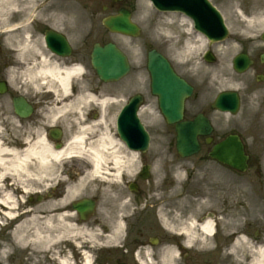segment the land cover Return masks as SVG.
Here are the masks:
<instances>
[{"label": "flooded vegetation", "instance_id": "af4514ba", "mask_svg": "<svg viewBox=\"0 0 264 264\" xmlns=\"http://www.w3.org/2000/svg\"><path fill=\"white\" fill-rule=\"evenodd\" d=\"M48 2L52 12L47 22L27 23L28 38L18 33L13 38L0 39V173L8 169L0 184L10 190L18 205L21 191H32L21 208L30 212L27 219H35L32 232L51 239L48 244L32 248L37 258L43 259L38 260L39 264H58L55 260L65 264L157 263L169 243H173L176 264H257L258 252L264 249V63L261 62L264 51L254 60L252 79L236 82L242 85L238 94L241 111H246L244 124L230 128L233 116L226 115L228 128L224 135L238 134L245 144L249 156L245 172L227 166H192L185 170L186 181L166 188L164 182L152 183V175L148 180L143 179L144 167L138 166L134 177L120 174L110 183H85L86 188L69 200L66 185L61 192H44L54 184L46 182L35 153L42 149L43 143L51 148L63 147L69 136L77 132L71 123L99 120L101 105L95 104L98 113L94 114L93 103L80 104L86 108L79 112L80 118L71 114L70 109L54 116L58 103L50 74L44 73V60L49 64L56 62L63 69L80 70V80L72 82L73 97L86 82L91 92L103 96L106 87L95 81L97 77L91 66L94 46L109 43L110 34L101 28V14L114 15L122 9L133 11L134 2ZM211 2L221 8L216 3L218 0ZM47 31L59 36L50 46ZM177 74L194 88L192 97L185 102L184 120H193L198 115L209 118L215 113L208 92L199 89L190 76L178 69ZM121 85L111 86L112 103L104 113L107 117L104 121L111 117L109 124L113 125L114 133L122 108L116 103L122 94L118 91ZM127 86L124 89L127 96L123 99L134 95L143 98L144 105L139 112L143 125L147 128L149 124L156 125L160 133L158 140L173 145L175 126H169L161 116L159 100L149 103V75L140 78L139 72H134ZM54 131H62L59 141L55 142ZM201 148L199 159L209 160L204 138ZM28 152L29 167L25 166L24 173L17 176L12 170L22 165ZM141 160L142 164L149 165L148 153L141 154ZM84 200L93 209H87V216L82 218L76 204ZM165 207L176 216L174 236L166 237L157 218ZM151 212H155V220H150ZM21 214L17 216L26 218V214ZM15 229L9 227L5 233L10 237Z\"/></svg>", "mask_w": 264, "mask_h": 264}, {"label": "rangeland", "instance_id": "374dc122", "mask_svg": "<svg viewBox=\"0 0 264 264\" xmlns=\"http://www.w3.org/2000/svg\"><path fill=\"white\" fill-rule=\"evenodd\" d=\"M44 1L45 4L42 3ZM218 1L219 2L216 3L221 6V9L225 16L226 24L230 31V36L226 41L221 42L220 45L211 48L212 52L217 58V61L213 64H210L204 60V54L208 47L201 46L198 43V48L192 56L182 58L181 53L183 52L187 39H191L192 41L197 40L196 35L192 33L190 23L178 20L179 18H177V13L158 12L152 7L148 0H137L136 2L137 6L134 19L142 27L141 36L137 39H129L122 36L112 35L110 38L114 40L115 43H117L119 47H121L127 53L131 60L133 70L145 71L147 65V55L150 50L156 49L171 61L176 70L178 68L182 73H184L188 77L190 76L199 87V89L207 91L209 96L213 98L219 91L230 89L233 84H236V82H239L241 80L239 79L240 77H237L234 74L232 61L235 56L240 54L243 50H248V53L253 56L257 53V51L261 50V47L258 46L256 40L259 39L260 34L264 31V23H254L253 26L249 28L247 26V23H245L243 19H251L256 16L264 17V0ZM50 3L51 2H49V4ZM48 8L49 5L46 0H33V4L30 8V13L33 15L35 14V17L38 18V20H44L46 17H49L50 13L52 12ZM171 24L176 30L175 32L171 31L172 35L174 37H177V47L175 48H173L171 43L164 37V33L166 31L164 29L166 28V26H169ZM3 37V35H0V39ZM228 48L231 49L229 53H227ZM248 76L249 73L246 74L244 79L248 78ZM127 82L128 80L121 86H118V91L122 93L119 94V98L127 96L126 91H124V89L128 88ZM110 86L111 85H108V88ZM149 99L150 104L154 102L151 98ZM109 108L110 107H108V105L104 108V110L106 109L105 113L108 112ZM245 112L246 111L244 110L243 114L239 116L238 120L237 118L234 119L232 123L229 124V127L233 128L236 125L240 126L244 124V122L242 121L243 118H245ZM93 113H98V110L93 111ZM105 118L107 119V117ZM109 119H111V117L108 118L107 122L105 121L106 126L112 132L111 134H113L114 127L112 124H109ZM212 119L213 123L218 129L217 135L221 136L228 128L227 124H225L224 122V117L221 115H213ZM155 126L150 124L148 126V128L151 129L153 133L150 158L153 159L160 156L158 160L156 159L157 161L155 163V167L157 169V173H155L156 178H158L160 181H162L164 178H168L167 181H171L169 179H172V174L174 173L175 169L173 166H171L166 171L163 169L164 165L162 163L166 162L167 165H173L176 162L174 161L173 156L167 155L169 141L161 142L158 140L157 136L159 137L160 133H157L158 129H156L157 127ZM160 161H162V163ZM178 166L180 167V170L182 172L183 168L181 167H214L215 165L211 163L203 164L199 160L194 159L184 163H180ZM53 169L54 168H52L51 172L52 179L50 181L55 182L57 184L55 186L61 189L64 186V182H67L68 178L72 179L74 177H77L78 175H82L81 173L87 170L88 166L82 161L79 162L76 160H72L69 163L65 164V166H56L55 171H53ZM77 173L78 175H76ZM100 180L101 178L90 183H104ZM110 182L111 181H108L107 183ZM85 188L86 187L82 189L84 190ZM157 188L159 187L157 186ZM87 189H89V187ZM20 198H25V196H21ZM173 206L174 205H171V207ZM169 210V207H165L164 211L159 212V215H157L159 223L161 224V228L164 231L167 230L165 227V220L168 222L166 223L170 224L174 229L177 224L175 213ZM26 211V209L19 207L18 212L22 213L23 215L26 214V218H19L18 221H12L9 217H6V215H4V210L0 209V254L4 249H7L6 256L2 259L0 257V264H39V261L43 260L37 258V253L35 254L34 250L32 249V245L29 247V249H27V251H21L18 248L19 246L17 245V239L14 238V235L9 234L10 237H8V234L5 233L6 229L9 227L17 228L18 224L22 225L26 223V220H28L27 218L30 215ZM161 214L163 215V218L161 217ZM149 217L150 220H155V212H151ZM36 220L40 221L42 219ZM32 228L33 227L31 223V225H28V227L25 228L23 234L27 235L28 237L30 234H34L32 232ZM167 232L166 235L169 236L170 233ZM166 246L169 247V244H167ZM164 263L165 261H158L157 263L153 262V264Z\"/></svg>", "mask_w": 264, "mask_h": 264}, {"label": "bare ground", "instance_id": "6f19581e", "mask_svg": "<svg viewBox=\"0 0 264 264\" xmlns=\"http://www.w3.org/2000/svg\"><path fill=\"white\" fill-rule=\"evenodd\" d=\"M33 4V0H0V29L4 28V31H1L7 39L15 37L18 33H23L25 38H28L29 34V26L27 25L30 22V8ZM25 19L22 23H17L18 20ZM183 21L186 19L181 17ZM244 22L247 23V26L251 28L254 23H264L263 16H256L251 19L243 18ZM166 30L164 33V37L171 43L173 48L177 47V37H174L171 31H176L173 28V25L166 26L164 29ZM197 40L192 41L191 39H187L183 52L181 53L182 58H187L192 56L198 46L197 43L201 46H206V40L204 37L198 35L196 36ZM231 51L230 48L227 49V53ZM44 73L48 72L56 86H58L60 96H65L70 94V81L74 75L80 74L79 69L68 70L62 69L57 65L56 62L49 64L47 60H44ZM68 96L67 98H69ZM98 99H95L92 95H80L79 97L67 101L68 104L60 101L61 106L58 108H54V116H58L63 114L69 108L72 109H84L85 107H80L78 105L89 103V102H97ZM103 103L109 102L108 100L102 101ZM58 103V104H59ZM79 116V115H77ZM80 117V116H79ZM105 114L104 112L101 115V118L98 121H91L86 123L77 124V133L75 135L69 136L66 145L63 149L56 150L51 148L48 144L43 143V147L40 151L35 153V159L39 162L40 165H44L43 167L54 168L55 171L56 166H65V164L70 161H79L86 162L89 165V169L87 173L81 178L71 179V183L68 186V190L66 192V198L72 199L77 195V192L84 187L85 183L90 180H98L102 179L108 180L111 177L118 179L120 173L128 172L132 170L137 165L138 155L136 153H132L127 151L112 135L109 128L106 126V122L104 121ZM42 144V143H41ZM31 152V151H30ZM30 152L24 156L22 165L14 168L12 171L17 174V176H21L26 168L29 167L26 163L27 160L30 159ZM129 168V169H128ZM5 172L0 173V183L4 176L7 173L8 169L4 170ZM46 176L48 175V171L45 170ZM15 202L13 201V196L10 192H5L4 187L0 184V205L5 210L6 217L13 218V205ZM35 219L26 220L25 224H22L17 227L15 238L17 239V243L20 246H26L29 243V240H40L41 242H45L48 244L51 239L50 237L41 236L39 233L30 234L29 237L23 234L24 230L28 225ZM165 224L168 229L173 230V227L170 224ZM34 224V223H32ZM7 249H4L0 257L1 259L6 256ZM175 253L174 251H169V254L166 256L164 264H174ZM264 261V249L259 250L257 264H261Z\"/></svg>", "mask_w": 264, "mask_h": 264}, {"label": "water", "instance_id": "95a60500", "mask_svg": "<svg viewBox=\"0 0 264 264\" xmlns=\"http://www.w3.org/2000/svg\"><path fill=\"white\" fill-rule=\"evenodd\" d=\"M156 8L160 11H182L190 17L198 15V8L195 6L196 0H151ZM184 1H189L187 4H182ZM203 1V0H202ZM209 23L207 28L200 29L212 40H221L227 37L228 32L223 25L218 12L209 8ZM105 25L112 31L123 33L126 35L137 36L139 30L131 24L129 15L124 14L105 21ZM208 60H213L211 57ZM235 68L242 72L249 66L250 62L246 56H239L235 60ZM93 65L104 81H112L123 77L129 70L127 58L113 45L101 48L96 46L93 54ZM149 70L153 78V91L161 98L162 108L170 122L177 121V93L180 94L181 100L189 94L192 89L188 87L182 80L177 79L168 61L153 51L149 55ZM178 91V92H177ZM228 95H222L216 104V107L224 110L223 100ZM181 101V103H182ZM139 103L138 99L131 101L119 121V133L123 141L131 148L146 150L148 147V136L142 132L141 126L137 119L135 120V128L137 132L145 135L144 139H138L133 135L130 128L129 114L131 110H136ZM236 108L233 110L234 112ZM211 127L205 120L198 119L193 123H185L178 127L179 141L178 151L183 157H188L199 150L198 136L209 135ZM211 157L218 160L220 163L228 164L236 168L246 167V157L244 148L238 137H230L226 141L216 145Z\"/></svg>", "mask_w": 264, "mask_h": 264}]
</instances>
